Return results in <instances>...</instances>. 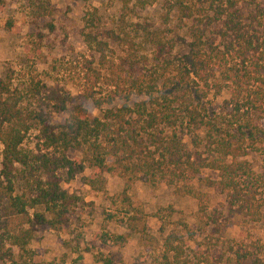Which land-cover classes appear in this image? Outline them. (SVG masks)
Here are the masks:
<instances>
[{
	"label": "trees",
	"instance_id": "obj_1",
	"mask_svg": "<svg viewBox=\"0 0 264 264\" xmlns=\"http://www.w3.org/2000/svg\"><path fill=\"white\" fill-rule=\"evenodd\" d=\"M96 12L83 17L89 56L81 60L77 94L33 81L21 90L0 77V264H54L30 244L38 228L72 226L84 201L63 184L86 169L94 191H105V174L124 181L121 222L132 233L147 229L130 193L136 181L195 199L208 239L221 236L230 218L264 219V0H171L163 24L135 31L105 28ZM223 90L229 99L214 107L209 95ZM33 132L35 147L25 148ZM251 152L261 156L259 172L246 159ZM207 189L224 197L228 218L210 210ZM179 231L165 238L164 264L171 252L183 258L177 264H214L210 248L183 257L175 242L196 237L187 224ZM97 236L119 246L129 238ZM219 240L218 264H264V245ZM95 262L116 264L101 252Z\"/></svg>",
	"mask_w": 264,
	"mask_h": 264
},
{
	"label": "rangeland",
	"instance_id": "obj_2",
	"mask_svg": "<svg viewBox=\"0 0 264 264\" xmlns=\"http://www.w3.org/2000/svg\"><path fill=\"white\" fill-rule=\"evenodd\" d=\"M0 8V77L12 79L13 88L24 89L29 83L40 82L47 86L59 85L73 94H77L81 81V60L89 56L83 42L81 29L83 17L87 11L97 10V17L105 28L114 29L119 24L128 31L141 27L163 24L162 15L171 0H2ZM122 20V21H121ZM14 28L9 30L8 23ZM165 27V26H164ZM229 99V92L223 90L220 95H209L214 107ZM93 115L98 112L89 106ZM65 116L55 115V121ZM264 126V121H262ZM37 132L30 134L24 147H35ZM189 142L188 138H185ZM70 158L81 157L77 152L69 153ZM256 172L260 170L261 156L251 152L247 158ZM2 146H0V170ZM205 175L210 172L206 171ZM92 171L86 169L63 188L76 193L84 201L74 210L73 224L62 232L37 229L30 249L39 252V259L54 264H98L97 253L110 254L116 264H164L166 255L165 238L172 232H180V226L187 224L195 232V241L184 238L177 240L174 246L181 247L182 256L210 248L211 260L218 264L214 254L219 238L237 242L259 243L264 245V219L251 224L241 217L228 220L229 227L219 235L208 239L209 227L201 220L197 211V202L189 196H179L174 188L162 184L153 188L136 181L130 192L135 206H141L145 212L147 229L145 234L132 233L121 222L124 207L120 194L124 181L116 176L105 174L104 192H98L85 184ZM210 197V210L217 215L229 217L224 206V197L212 189L206 190ZM171 207L172 210H169ZM264 212V209H263ZM107 215H114L112 220ZM199 226L205 229L201 233ZM203 229L201 231H203ZM127 235L128 242L115 245L102 243L97 235ZM219 245V246H218ZM81 255V262H78ZM173 252L167 264H177L183 258H176ZM228 255V253H227ZM228 256L225 257L227 261Z\"/></svg>",
	"mask_w": 264,
	"mask_h": 264
}]
</instances>
